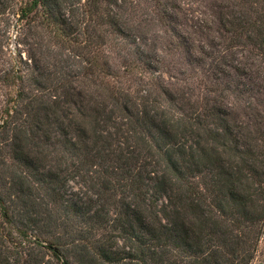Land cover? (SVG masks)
I'll return each mask as SVG.
<instances>
[{"label":"trees","instance_id":"1","mask_svg":"<svg viewBox=\"0 0 264 264\" xmlns=\"http://www.w3.org/2000/svg\"><path fill=\"white\" fill-rule=\"evenodd\" d=\"M263 230L264 0H0V264H251Z\"/></svg>","mask_w":264,"mask_h":264},{"label":"rangeland","instance_id":"2","mask_svg":"<svg viewBox=\"0 0 264 264\" xmlns=\"http://www.w3.org/2000/svg\"><path fill=\"white\" fill-rule=\"evenodd\" d=\"M14 35V29L10 31V37H11V40H10V44H9V49L13 52H16V50L14 49V43H13V37ZM9 53L10 51L9 50H6V54L9 56ZM11 56H13V54L11 53L10 54ZM7 59V58H5ZM251 264H264V230H263V233L261 234V237L259 239V242H258V246H257V250H256V253H255V256L251 262Z\"/></svg>","mask_w":264,"mask_h":264}]
</instances>
